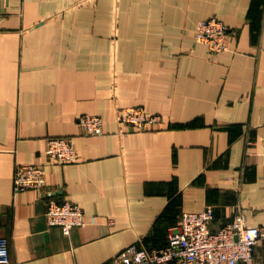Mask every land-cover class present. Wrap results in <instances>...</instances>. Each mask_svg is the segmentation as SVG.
Listing matches in <instances>:
<instances>
[{
    "label": "crops",
    "instance_id": "1",
    "mask_svg": "<svg viewBox=\"0 0 264 264\" xmlns=\"http://www.w3.org/2000/svg\"><path fill=\"white\" fill-rule=\"evenodd\" d=\"M232 30L230 48L198 43L200 20ZM141 105L160 127L120 128ZM104 120L81 133L78 117ZM69 136L74 162L47 158ZM45 166L47 189L84 223L50 225L44 190L16 191L17 164ZM218 227L243 211L264 228V0H0V235L8 264H115L158 247L183 211ZM264 264V241L255 251Z\"/></svg>",
    "mask_w": 264,
    "mask_h": 264
},
{
    "label": "built area",
    "instance_id": "2",
    "mask_svg": "<svg viewBox=\"0 0 264 264\" xmlns=\"http://www.w3.org/2000/svg\"><path fill=\"white\" fill-rule=\"evenodd\" d=\"M198 43L207 46L211 53H221L230 48L233 38L231 27L217 16L199 21L195 31ZM120 128L132 127L139 131L161 126L163 118L141 105L117 108ZM105 120L95 113H82L78 125L82 134L99 135ZM47 158L65 164L77 159L73 139L55 136L47 140ZM13 183L16 191L44 190L45 215L50 225L58 226L69 234L73 227L82 225L85 213L82 207L70 200H60L46 185V169L43 164L28 162L17 164ZM215 215L209 210L183 211L179 221L170 228L167 242L158 247H141L132 244L113 258L115 264H255V251L264 241V228L251 225L243 211L232 220L214 227ZM10 262L9 240L0 235V264Z\"/></svg>",
    "mask_w": 264,
    "mask_h": 264
}]
</instances>
